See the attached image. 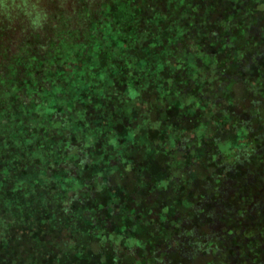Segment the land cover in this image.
I'll return each instance as SVG.
<instances>
[{
    "label": "trees",
    "instance_id": "16d2710c",
    "mask_svg": "<svg viewBox=\"0 0 264 264\" xmlns=\"http://www.w3.org/2000/svg\"><path fill=\"white\" fill-rule=\"evenodd\" d=\"M115 1L109 0L98 17L91 18L82 40L67 42L64 37L75 30L57 27L58 34L43 52L25 51L10 56L7 66L0 64V194L8 193L14 202L7 212L0 211V222L5 224L3 230L0 226V264H33L32 256L27 255L23 262L18 256L34 245L39 264H89L93 251L100 247L95 240L83 245L80 232L88 230L75 224L88 213L87 209L69 208L73 195L66 204L65 196L54 202L60 195L59 186L51 190L49 183L39 185L31 177L29 186L39 188L41 204L32 209L34 200H30V213L23 212L19 218L22 205L18 202L28 199L17 194L26 192L20 173L40 170L43 177L55 170L71 177L73 166L86 165L89 155L125 156L132 151L131 145L139 147L145 137V113L153 112L164 124L188 117L189 112L184 111L175 117L177 106L169 101L170 95L188 97L192 89L204 99L205 92H210L215 100L214 93L225 86L223 76L238 79L222 69L234 64L243 73L252 63L242 54L264 53V36L248 38L256 22L264 32L259 0H219L224 4L218 8L210 0H144L136 5L124 0L113 4ZM204 4L207 6L200 11ZM234 24L239 38L232 40ZM240 40L243 47L238 49ZM0 49V56H6ZM236 50L240 58L232 63L229 57ZM49 55L53 58L47 62L44 58ZM256 70L257 76L246 80L264 81V64L256 65ZM176 81L183 85V93L169 90V84ZM256 82L246 81V87L253 91ZM220 96L216 101L222 100ZM263 103L264 94L245 99L239 123L251 134V142L237 150L233 163L219 160V170L204 182L203 198L195 199L189 208L190 217L175 235L156 246L157 264H178L209 255L216 257L215 262L204 264H264ZM209 112L212 114L203 106L198 117L205 118ZM140 122L144 132L133 135L128 144L123 130L133 132L126 126ZM88 131L89 135L84 134ZM189 131L195 130L184 129L177 148ZM160 138L149 137L147 142L153 145ZM148 167L144 161L137 169ZM96 171L90 170L86 179L108 181L106 176H95ZM51 182L56 184L55 179ZM87 184L75 192L84 191ZM12 235L18 244L10 242Z\"/></svg>",
    "mask_w": 264,
    "mask_h": 264
},
{
    "label": "rangeland",
    "instance_id": "374dc122",
    "mask_svg": "<svg viewBox=\"0 0 264 264\" xmlns=\"http://www.w3.org/2000/svg\"><path fill=\"white\" fill-rule=\"evenodd\" d=\"M124 1L129 5L145 3L144 0ZM108 2L109 0H0V47L6 53V56H0V64L7 66L10 56H19L25 51H33L35 55L38 51L43 52L46 45H50L53 41L54 35L58 34L57 27L66 25L68 29L75 30L73 33L66 34L64 38L67 42L75 38L82 40L86 25L92 21L93 16L98 17L101 7L109 5ZM117 2L118 0L113 4ZM210 4L218 8L224 2L210 0ZM206 6L207 4H204L200 11H203ZM258 6L264 13V0H259ZM171 14L174 15L175 12L172 10ZM261 23L264 26L263 19ZM235 24L232 26V40L239 38L238 27ZM251 28L254 31L251 30L248 38L264 36V32L259 31L261 27L258 22ZM243 40H240L241 45H236V48L243 47ZM219 42L223 44L221 40ZM220 43L217 44L218 47H222ZM1 51L0 49V54H2ZM241 57L252 63V66L243 73H239L234 64L227 69H222L228 76L237 75L238 79L223 76L222 82L225 86L214 93L215 100L208 94L210 92H205L204 99L196 96L192 89L188 97L177 93L170 95L169 101L177 106H174L175 117L178 116V111L189 112L188 117L172 118L170 122L164 124L163 121L154 117L153 112L145 113L146 120L142 123L145 125V133H143L145 137H141L139 147L131 145L132 151L125 156L107 159V155L103 153H97V157L89 155L86 165L81 166L77 163L73 166L71 177L60 175L55 170H49L43 177L40 170L31 169L28 170V174L20 173L18 178L23 182L22 189H26V192L17 194L18 196L25 194L28 199L19 200L18 205L22 206L21 215L18 217L22 218L23 212L30 213V200H34L32 209L41 204L39 188L29 186L31 177L39 185L49 183L51 190L59 186L57 189L60 195L54 197V202L65 196L66 204L73 195L74 199L69 208L71 210L87 209L88 215L76 221L75 225H78L79 229L88 230L86 233L80 232L83 245L89 240H95L100 246L93 251L94 255L91 261H88L89 264H107L108 262L109 264H157L158 258L154 252L156 246L163 245L169 237L175 235L186 217H190L189 208L195 199L203 198L204 182L210 174L219 170V160L223 161L222 163H233L237 150L251 142V134L239 121L244 113L245 99L264 94L263 80L256 79L252 80L253 82L246 80V77L257 76L256 65L264 64V53L255 52L249 56L242 54ZM52 58L53 56L49 55L44 59L48 62ZM239 58V52L236 50L229 60L234 63V60L237 61ZM246 81L251 84L257 81L253 91L246 87ZM169 90L181 93L184 91L183 85L178 81L170 83ZM251 91L256 93L252 94ZM219 93L222 100L216 101ZM133 102L138 105V100ZM145 105L146 103L140 104L142 107ZM203 106H207L212 111V114L209 112L205 118L198 117ZM142 124L140 122L126 126L132 127L130 129H134L133 132L123 130L122 135H128L126 140V142L129 141L128 144L132 143L133 135L144 132L139 127ZM186 128L195 131L185 133V138L183 137L178 143L177 148L176 142L182 138L180 134ZM162 129L167 133L163 134ZM63 132L67 130L63 129ZM87 133L89 135L90 132L84 134ZM159 135L161 138L158 143L155 142L156 144L152 145L147 142L149 137L154 136H157L154 140H158ZM177 151H180V154ZM107 160L108 162L105 163L104 161ZM101 161L105 165L98 169ZM144 161H147L148 169H137L144 164ZM11 165L7 167L11 168ZM11 170L14 169L11 168ZM90 170H97L94 173L95 176L99 178L106 176L108 181H94L91 179L92 176L88 181L86 176L91 174ZM53 179L56 180V184L51 182ZM86 182L88 184L85 190L76 193L75 191ZM31 189L33 192H29ZM11 203L14 204L11 195L0 194L1 212H7ZM1 222L0 226L3 230L5 224ZM8 238L14 244L18 242L14 235ZM35 246H31L32 250L20 252L22 257L18 256V258L23 262L29 255L34 259L33 264H39L38 251L33 250ZM132 249L133 252H130ZM85 251L87 252L85 249L82 250V252ZM215 260L216 257L209 255L197 257L193 261H177V263L204 264L215 262ZM221 264L226 263L222 261Z\"/></svg>",
    "mask_w": 264,
    "mask_h": 264
}]
</instances>
